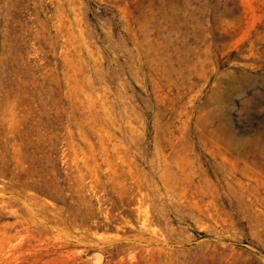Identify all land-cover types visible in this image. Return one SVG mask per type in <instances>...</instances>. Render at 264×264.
Listing matches in <instances>:
<instances>
[{
    "label": "rangeland",
    "instance_id": "obj_1",
    "mask_svg": "<svg viewBox=\"0 0 264 264\" xmlns=\"http://www.w3.org/2000/svg\"><path fill=\"white\" fill-rule=\"evenodd\" d=\"M0 264H264V0H0Z\"/></svg>",
    "mask_w": 264,
    "mask_h": 264
}]
</instances>
